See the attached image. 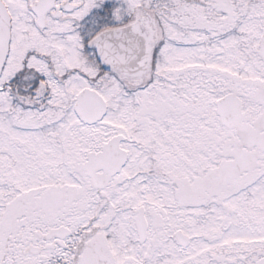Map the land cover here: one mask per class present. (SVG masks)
Wrapping results in <instances>:
<instances>
[{
  "label": "snow or ice",
  "instance_id": "snow-or-ice-1",
  "mask_svg": "<svg viewBox=\"0 0 264 264\" xmlns=\"http://www.w3.org/2000/svg\"><path fill=\"white\" fill-rule=\"evenodd\" d=\"M0 264H264V0H0Z\"/></svg>",
  "mask_w": 264,
  "mask_h": 264
}]
</instances>
